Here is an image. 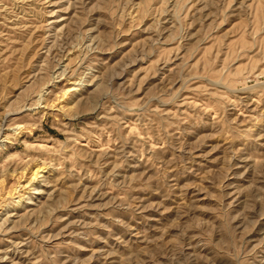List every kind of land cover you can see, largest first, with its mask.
<instances>
[{
	"label": "rangeland",
	"instance_id": "obj_1",
	"mask_svg": "<svg viewBox=\"0 0 264 264\" xmlns=\"http://www.w3.org/2000/svg\"><path fill=\"white\" fill-rule=\"evenodd\" d=\"M0 264H264V0H0Z\"/></svg>",
	"mask_w": 264,
	"mask_h": 264
},
{
	"label": "bare ground",
	"instance_id": "obj_2",
	"mask_svg": "<svg viewBox=\"0 0 264 264\" xmlns=\"http://www.w3.org/2000/svg\"><path fill=\"white\" fill-rule=\"evenodd\" d=\"M38 175H39V172L38 171H36L34 174H33V179H35L36 177H38Z\"/></svg>",
	"mask_w": 264,
	"mask_h": 264
}]
</instances>
